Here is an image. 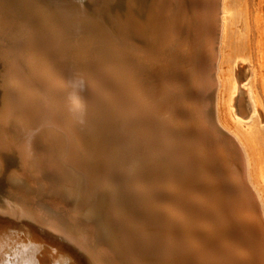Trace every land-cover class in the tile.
I'll use <instances>...</instances> for the list:
<instances>
[{"label": "bare ground", "instance_id": "1", "mask_svg": "<svg viewBox=\"0 0 264 264\" xmlns=\"http://www.w3.org/2000/svg\"><path fill=\"white\" fill-rule=\"evenodd\" d=\"M242 4L0 0V264H264Z\"/></svg>", "mask_w": 264, "mask_h": 264}, {"label": "rangeland", "instance_id": "2", "mask_svg": "<svg viewBox=\"0 0 264 264\" xmlns=\"http://www.w3.org/2000/svg\"><path fill=\"white\" fill-rule=\"evenodd\" d=\"M74 1L82 2L85 0ZM120 7L121 4H119V8ZM242 8L244 11L243 23L245 25V30L243 31V39L238 40V26L229 25L227 28L228 34L226 35V43L229 44L227 52H225L224 54L220 52V44V46H217L218 48L213 51L214 53H218L217 65H220L222 62H224V64H227L228 59L230 58H228L227 56H232L235 53L234 51L236 46L243 44L242 51L244 50V53L246 52L245 54L247 55V61L249 62H243L244 65L247 64L244 66L243 70V74H245V76L247 77L245 79V83L246 87L247 85H254L253 87L263 104L262 110L259 111L254 118L257 119L256 129L258 131V134L259 136L264 138V0H243ZM236 43L239 44L236 45ZM232 50L234 53L232 52ZM223 57L224 59L222 60ZM179 70L182 71V69ZM226 78H228V76ZM254 118L247 117L245 118V121L253 122V120H255ZM49 169L51 170V168ZM7 188L8 186L6 184V181L0 178V193L7 190ZM47 194H50V192H47Z\"/></svg>", "mask_w": 264, "mask_h": 264}, {"label": "water", "instance_id": "3", "mask_svg": "<svg viewBox=\"0 0 264 264\" xmlns=\"http://www.w3.org/2000/svg\"><path fill=\"white\" fill-rule=\"evenodd\" d=\"M53 193H57V190H53ZM53 193H50L49 195L48 194H46L48 197L49 196H52L53 195ZM47 196H45V197H47ZM6 211L5 210H3L2 209V207H0V224L1 225H6V224H12V223H14V222H12L11 221V219H12V217H11V215H9V214H7V213H5ZM5 219L6 220H9V221H5ZM8 227L10 228V229H14V231L15 230H20L16 225H8ZM21 231V230H20ZM15 245H18V244H15ZM19 246H20V248H25L24 246L22 247V245H20L19 244ZM39 247H41L40 245L38 246V245H36L34 242H31V241H29V243L27 244V247H26V249L28 250V249H31V248H33V249H35V250H37V252H36V255L37 256H40L41 255V253L43 252V251H41V250H45V248H40L39 249ZM22 250V249H21ZM24 250V249H23ZM23 252V251H22ZM254 253H255V251H254ZM48 255H49V253H47ZM20 255V254H19ZM21 256V255H20ZM5 257H7V259H5V261H4V264H13L14 262H10L9 261V259H16L15 258V256H13V254H9V255H7L6 254V256ZM1 258V257H0ZM3 259H4V254H3ZM1 261H2V259H0Z\"/></svg>", "mask_w": 264, "mask_h": 264}]
</instances>
